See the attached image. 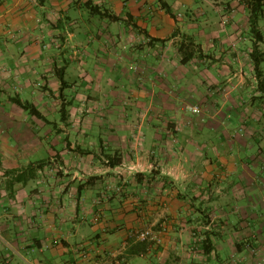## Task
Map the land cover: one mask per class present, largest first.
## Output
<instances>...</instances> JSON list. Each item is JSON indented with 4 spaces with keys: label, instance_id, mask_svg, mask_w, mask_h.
<instances>
[{
    "label": "crops",
    "instance_id": "1",
    "mask_svg": "<svg viewBox=\"0 0 264 264\" xmlns=\"http://www.w3.org/2000/svg\"><path fill=\"white\" fill-rule=\"evenodd\" d=\"M249 18L241 0H0V264H264Z\"/></svg>",
    "mask_w": 264,
    "mask_h": 264
},
{
    "label": "trees",
    "instance_id": "2",
    "mask_svg": "<svg viewBox=\"0 0 264 264\" xmlns=\"http://www.w3.org/2000/svg\"><path fill=\"white\" fill-rule=\"evenodd\" d=\"M247 4L250 10V24H251V33L253 37L261 41L263 39V34L259 29V23L264 17V0H241ZM252 59L254 62L255 72L258 78H262L261 65L264 62V54L259 52L258 47L254 48L252 54ZM264 86V81L260 85ZM38 114V113H37Z\"/></svg>",
    "mask_w": 264,
    "mask_h": 264
},
{
    "label": "built area",
    "instance_id": "3",
    "mask_svg": "<svg viewBox=\"0 0 264 264\" xmlns=\"http://www.w3.org/2000/svg\"><path fill=\"white\" fill-rule=\"evenodd\" d=\"M189 110L193 114H199L201 112V109L198 106L189 107ZM137 237L138 240L140 241L154 240V238L152 237V233L150 231L138 233Z\"/></svg>",
    "mask_w": 264,
    "mask_h": 264
},
{
    "label": "rangeland",
    "instance_id": "4",
    "mask_svg": "<svg viewBox=\"0 0 264 264\" xmlns=\"http://www.w3.org/2000/svg\"><path fill=\"white\" fill-rule=\"evenodd\" d=\"M258 79V78H257ZM259 80V79H258ZM191 107H194V106H191ZM200 108V107H199ZM200 114V113H199ZM196 115V114H195ZM198 115V114H197Z\"/></svg>",
    "mask_w": 264,
    "mask_h": 264
}]
</instances>
